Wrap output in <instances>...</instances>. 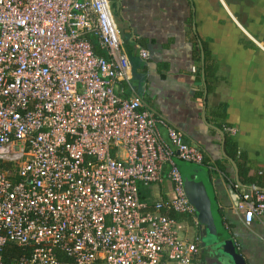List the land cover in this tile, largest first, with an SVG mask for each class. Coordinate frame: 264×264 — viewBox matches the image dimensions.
Returning a JSON list of instances; mask_svg holds the SVG:
<instances>
[{
	"label": "built area",
	"instance_id": "2783aa9c",
	"mask_svg": "<svg viewBox=\"0 0 264 264\" xmlns=\"http://www.w3.org/2000/svg\"><path fill=\"white\" fill-rule=\"evenodd\" d=\"M131 79L112 0H0V264L9 245L12 264L193 263L200 222L175 159L215 165L117 89ZM165 172L174 197L143 201ZM237 208L264 224V190Z\"/></svg>",
	"mask_w": 264,
	"mask_h": 264
},
{
	"label": "crops",
	"instance_id": "0c3cea01",
	"mask_svg": "<svg viewBox=\"0 0 264 264\" xmlns=\"http://www.w3.org/2000/svg\"><path fill=\"white\" fill-rule=\"evenodd\" d=\"M112 6L132 64L131 85L122 82L117 89L142 96L183 131L187 143L204 150L207 163L215 165L211 205L219 241L233 246L246 264H264V224H247L237 208L245 191L261 187L258 179L264 182V0H112ZM140 47L150 51L148 59ZM222 132L233 138L236 159ZM162 133L167 139L165 128ZM240 153L244 169L238 167ZM173 197L167 172L163 181L141 187V199L150 205ZM193 234L200 241L192 264H222L225 255L214 252L206 227L191 229L189 238Z\"/></svg>",
	"mask_w": 264,
	"mask_h": 264
},
{
	"label": "water",
	"instance_id": "95a60500",
	"mask_svg": "<svg viewBox=\"0 0 264 264\" xmlns=\"http://www.w3.org/2000/svg\"><path fill=\"white\" fill-rule=\"evenodd\" d=\"M203 79L205 80V73L203 72ZM222 135L225 139V135L222 132ZM224 144V142H223ZM224 155L227 154L224 152ZM232 164L237 169V164L235 160L231 159ZM237 181L242 185L239 175L237 174ZM184 184L187 196L189 197L191 203H193L198 212V218L201 225H204L207 229L208 235H210L211 243L214 246V252L218 254L222 252L225 256L222 260V264H246L243 256L236 251L233 246H227L226 241L220 242L219 239L221 236L218 235L215 220H214V213L212 210L211 205V198L208 194L205 180L203 178H184ZM256 189L264 190L261 187H255ZM220 245H226L223 251L220 249Z\"/></svg>",
	"mask_w": 264,
	"mask_h": 264
},
{
	"label": "rangeland",
	"instance_id": "374dc122",
	"mask_svg": "<svg viewBox=\"0 0 264 264\" xmlns=\"http://www.w3.org/2000/svg\"><path fill=\"white\" fill-rule=\"evenodd\" d=\"M176 163L183 175V177H190V178H203L205 180L206 188L208 191V194L212 200L214 197V187H213V181L211 179V172L210 167L206 163H196L191 161L182 160L178 157H176ZM214 210L216 211V208L214 207ZM218 217V215H217ZM215 219V218H214ZM218 221L220 220L219 217L217 218ZM215 224L217 226L216 220ZM219 224V222H218ZM220 226V225H219Z\"/></svg>",
	"mask_w": 264,
	"mask_h": 264
},
{
	"label": "trees",
	"instance_id": "16d2710c",
	"mask_svg": "<svg viewBox=\"0 0 264 264\" xmlns=\"http://www.w3.org/2000/svg\"><path fill=\"white\" fill-rule=\"evenodd\" d=\"M209 67H210L209 62H206V64H205V71H206V75H207V76H209V74L212 73V70L209 69ZM206 85H207V84H206ZM208 88H209V87H208ZM215 113H216V114H219L220 111H219V110H215ZM220 128H223V127H220ZM225 147H226V150L229 151V153H230V155L232 156V158H233V159H236L237 154H236V153L233 154V152H232L233 150L236 149V144H235V142L233 141V138L231 137V135H228L227 133H226V135H225ZM240 157H241V153L239 154V158H238V161H237V163H238V167H239L240 169H244V166H245V165H244V159L242 158L243 160L240 161ZM241 176H242V173L240 174V177H241ZM241 180H242V182H244V183L248 182V180H246L245 178H242V177H241ZM256 184H259L261 187L264 188V182L261 181L260 179H258V180L256 181ZM22 253H23V248H20V247H18V246H16V245H9V246L6 248V250H5V256H6L7 263H8V264H12L14 258H17V257L20 256Z\"/></svg>",
	"mask_w": 264,
	"mask_h": 264
}]
</instances>
